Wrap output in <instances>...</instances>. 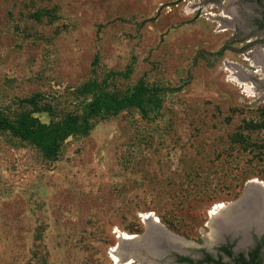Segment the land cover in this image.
<instances>
[{
    "label": "rangeland",
    "instance_id": "1",
    "mask_svg": "<svg viewBox=\"0 0 264 264\" xmlns=\"http://www.w3.org/2000/svg\"><path fill=\"white\" fill-rule=\"evenodd\" d=\"M245 10L243 0H0V112L41 94L55 114L41 122L79 114V86L127 67L108 90L169 89L149 119L95 121L54 160L0 132V264H114L117 232L142 234L148 214L209 246L212 208L252 180L264 187V129L247 127L262 122L264 44L243 27Z\"/></svg>",
    "mask_w": 264,
    "mask_h": 264
},
{
    "label": "trees",
    "instance_id": "2",
    "mask_svg": "<svg viewBox=\"0 0 264 264\" xmlns=\"http://www.w3.org/2000/svg\"><path fill=\"white\" fill-rule=\"evenodd\" d=\"M32 17L39 19L42 14L36 12ZM131 71L127 67L124 73L108 72L102 81L92 78L83 83L75 90L78 97L86 100L80 113H69L58 121H40L39 114H47L51 118L55 116L53 106L45 102L41 94L24 99L12 116L0 112V132L10 134L37 149L46 159L54 160L67 138L87 136L95 121L116 117L131 110H136L142 118L149 119L150 115L160 109L161 95L166 94L169 89L148 85L139 80L126 93L108 90L109 80L116 77L127 80ZM261 115L260 124H248L247 127L264 129V110ZM243 139L244 137L234 138L233 142H243Z\"/></svg>",
    "mask_w": 264,
    "mask_h": 264
},
{
    "label": "water",
    "instance_id": "3",
    "mask_svg": "<svg viewBox=\"0 0 264 264\" xmlns=\"http://www.w3.org/2000/svg\"><path fill=\"white\" fill-rule=\"evenodd\" d=\"M256 6L264 11V8L259 6L257 2ZM248 185L250 184L247 183L245 185L242 195L231 202L234 212L240 210L236 216L238 214H241V216L237 220L234 218V223L230 224L232 226L231 230L222 229L224 232L230 231L234 238L242 237L252 230L257 234L264 233V194H261L262 191L257 186L252 184V186L248 187ZM251 190H253L252 193L250 192ZM149 229L150 231L147 232V228L145 227L142 234L135 235V237L145 238L137 246L131 244L130 240L125 243L117 239L116 247L121 244L128 250H135L137 252L135 255H138L136 259H131L128 262L120 264H139L138 262L141 264H173V259L169 258L170 254H184V250L190 249L185 248L187 245L179 248L173 247V244L182 239L173 235L162 226L158 228L149 225ZM234 229L236 230L234 231ZM147 235L149 236L147 237ZM184 242L181 243L184 244Z\"/></svg>",
    "mask_w": 264,
    "mask_h": 264
},
{
    "label": "flooded vegetation",
    "instance_id": "4",
    "mask_svg": "<svg viewBox=\"0 0 264 264\" xmlns=\"http://www.w3.org/2000/svg\"><path fill=\"white\" fill-rule=\"evenodd\" d=\"M256 2L264 8V0H243L246 7V25L243 27L249 26L258 32L261 37L258 41L264 44V11L256 6ZM221 232L212 245L197 247L186 244L185 248L190 249L184 250V254H170L173 264H264V233L257 234L252 230L234 238L230 231Z\"/></svg>",
    "mask_w": 264,
    "mask_h": 264
},
{
    "label": "bare ground",
    "instance_id": "5",
    "mask_svg": "<svg viewBox=\"0 0 264 264\" xmlns=\"http://www.w3.org/2000/svg\"><path fill=\"white\" fill-rule=\"evenodd\" d=\"M257 64L261 66L262 68H264V62L260 58H258ZM232 68L231 67L227 68L228 72L231 73L230 74L231 80L235 83L241 84L244 87V91L250 93V87H248V84L245 81V78H244L245 76L243 75L240 76V74L233 73L234 70ZM248 183L251 186L252 184L257 186L262 191L261 194L262 193L264 194V187L257 180H252ZM250 185H248V187H250ZM250 192L252 193L253 190H251ZM239 211L240 210L234 212L231 207V203L226 204V205L218 204L212 208V210L209 212V221L207 223V227L210 230V233L207 236V243L209 245H211L214 241H216L222 229L224 228L227 230L232 229V226L230 224L232 222L234 223V218L237 220V218L241 216V214H238V216H236ZM143 222L145 224V227L147 228V232L150 231L149 225L152 227H158V228L161 227L157 218L153 217L151 214L146 215L143 218ZM235 230L236 229H234V231ZM148 236L149 235H147V237ZM117 239L118 241L125 242V243L128 242V240H130L131 241L130 243L133 244L134 246L141 244L145 240V238L135 237V235L133 236L127 235L122 232H117ZM181 242H184V240L183 241L179 240V242L173 244V247L179 248L183 245L189 244L187 242L186 243L184 242V244H182ZM135 253L137 254L135 250H128L125 247H123V245L121 244L118 247H115L110 250L111 258L113 262L116 264H120L122 262L125 263L131 259L132 260L136 259L138 255H135ZM138 263L141 264L140 262Z\"/></svg>",
    "mask_w": 264,
    "mask_h": 264
}]
</instances>
